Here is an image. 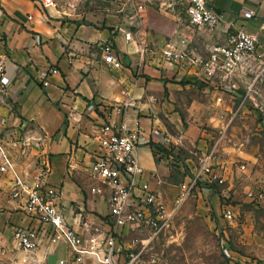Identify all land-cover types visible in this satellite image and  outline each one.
<instances>
[{
	"label": "crops",
	"instance_id": "crops-1",
	"mask_svg": "<svg viewBox=\"0 0 264 264\" xmlns=\"http://www.w3.org/2000/svg\"><path fill=\"white\" fill-rule=\"evenodd\" d=\"M41 1L0 0V55L5 59L6 73L11 78L10 92L0 101L14 106L10 118L15 125L13 134L0 137V141L8 148L18 170L28 176L38 171L42 158L47 159L49 172L45 182L60 189V203L67 225L81 231V222L87 220L102 224L105 229L112 222L108 215V194L91 191L92 187L99 185V181L92 176L89 167L99 152V129L107 122L111 105L126 97L133 98L136 105L127 110L126 117L130 123L137 119L149 136L151 126H147L144 116L140 114L144 108L145 97H149L152 88L159 84L167 89L193 87L210 91L213 99L218 91L214 83H196L192 72L176 78L167 76L172 68L161 59L159 50L151 47L147 36H142V41L157 51L152 60L143 59L134 53V46L130 43L139 75L127 73L126 69L123 70L124 66L115 69L122 71V76L114 82L111 81V89L105 91L104 87L110 82L103 76L106 63H103V59L96 58L87 45L97 39L110 40L123 62L124 56L121 52H125L123 48L127 44L123 32L121 39L116 38L119 46L116 47L107 33L92 31L82 25L74 29L68 22L61 24L59 15L54 13L58 0H54L55 6L52 7H44ZM209 4L214 10L222 12L225 20L208 32L209 38L213 39L211 42L196 48L189 46L192 50L202 57L208 56L212 45L225 43L226 35L222 30L227 26L230 32L242 28L253 35L256 38V54L264 55V3L256 0H209ZM245 12H251L252 16L245 18ZM27 15L32 18L27 19ZM144 26L143 19V28ZM35 34L41 37L40 43H36ZM67 34L71 35L69 44L72 48L68 54L64 46ZM50 66L58 68L59 74L51 76L49 84L43 86L37 80L36 72ZM253 77L252 73L234 76L232 81L236 83L237 89L231 93L232 97L225 96V103L221 106L214 103L218 112L225 113L235 109L241 96L247 93ZM215 82L217 84L221 81L216 78ZM122 87L125 96L115 100L120 98L117 89ZM255 88L257 92L240 108L242 113L253 111L249 108L253 107L251 102L264 110V89L260 85ZM13 95L19 97L15 102L11 100ZM90 104L93 109L88 108ZM113 118L118 119L115 115ZM260 125L264 127V120ZM25 139L28 146L10 147L12 141ZM151 140L154 142L153 137ZM197 146L201 148L204 145L198 143ZM237 154L252 157L247 150L238 151ZM136 156L144 169L145 178L155 186L152 179L158 174L161 162L156 161L150 144L138 146ZM9 179L8 175L0 177V264H59L61 259L68 260L69 254L63 244L46 243L35 252L26 254L14 243V225L38 226V222L23 211L22 200L11 198ZM26 257L28 260L23 262Z\"/></svg>",
	"mask_w": 264,
	"mask_h": 264
},
{
	"label": "built area",
	"instance_id": "built-area-1",
	"mask_svg": "<svg viewBox=\"0 0 264 264\" xmlns=\"http://www.w3.org/2000/svg\"><path fill=\"white\" fill-rule=\"evenodd\" d=\"M128 9L124 13L123 38L126 43H132L134 53L143 59L152 60L157 51L152 50L142 41L143 13L146 8L156 6L165 11L173 10L174 6L183 9L188 22L192 26L212 31L217 28L225 17L222 12L214 10L209 0H126ZM264 3V0H256ZM44 7L55 6L54 0H42ZM251 12H245L244 17L250 18ZM27 15V19H31ZM226 35L224 44H215L208 50V56L202 57L189 47L186 37L166 41L159 49L161 59L170 65L172 70L167 76L182 77L187 73H194L195 82L213 84L218 93L214 103L221 106L225 103V96L232 97L237 85L232 81L234 76L248 73L254 75L247 93L235 109L228 110L230 120L240 112V108L247 104L252 94L257 92V85L264 89V55L255 52L256 38L242 28L233 32L226 26L222 30ZM36 43L41 42L38 34L34 35ZM103 61L112 69L123 67L122 57L116 52L110 40H103L99 44ZM169 72V71H168ZM59 74L56 67L50 66L36 72V78L43 86L49 84L51 76ZM216 78L221 82L216 84ZM11 78L5 69V59L0 55V99L10 92ZM13 95V102L18 100ZM254 107H258L251 102ZM136 105L135 100L126 97L111 105L107 122L99 129V152L91 162L89 170L98 181L97 187L91 191L107 192L108 215L112 222L105 229L102 224L84 220L82 230L77 231L66 224L60 203V189L48 185L45 178L49 172L46 158H42L38 171L33 175L21 173L14 163L8 148L0 141V177H10V196L12 199L22 200L23 211L38 226L12 227L14 243L26 253H33L43 244H63L69 254V259L59 260V264H160L155 255L148 256L144 250L152 237H156L166 222V206L160 191L152 186L145 178L144 169L138 163L136 148L149 144L150 136L156 132L152 129L149 136L144 132L136 119L129 122L127 110ZM93 109V105L88 106ZM71 114V111L69 112ZM113 115L117 116L115 120ZM154 138V137H153ZM161 145H177V141L169 136L160 134ZM28 141H12L11 148H24ZM195 152L198 164L190 166V174L179 184L176 204L185 201L192 192L211 193L216 187H221L220 195L229 198L232 176L226 161L221 160V154L216 144L198 147ZM155 175V174H154ZM244 198L255 206L264 204V179L248 186L244 191ZM238 215V210L230 202H225L221 208V216L232 223ZM147 228L152 236L142 241L140 248H134L121 241L129 229ZM224 253L231 257V251L225 247ZM252 264V263H248Z\"/></svg>",
	"mask_w": 264,
	"mask_h": 264
},
{
	"label": "rangeland",
	"instance_id": "rangeland-1",
	"mask_svg": "<svg viewBox=\"0 0 264 264\" xmlns=\"http://www.w3.org/2000/svg\"><path fill=\"white\" fill-rule=\"evenodd\" d=\"M56 3L54 13L59 15L61 24L68 22L74 29L82 25L107 33L119 47L116 38L122 37L123 16L129 6L126 0H58ZM143 16L145 26L141 34L148 37L154 50L170 39L186 37L189 46L195 48L213 40L207 29L190 25L179 6L169 11L150 6ZM70 37L67 34L64 44L67 54L72 50ZM101 41L97 39L87 45L100 60L98 43ZM123 51V70L139 75L131 44L127 43ZM105 68L103 76L110 82L104 88L108 92L110 83L120 79L122 71L106 64ZM117 90L120 98L115 100L122 99L126 94L124 88ZM216 108L210 91L193 87L167 89L159 84L145 97L140 116H144L151 130H156L155 141H159L160 134L178 140L175 146H164L152 142L150 136L154 157L161 162L152 181L162 195L168 216L163 229L149 240L144 253L157 256L160 264H264V204L255 206L244 198L248 186L264 179V127L259 126L264 120V110L251 106L254 112L240 110L230 120V114L218 112ZM13 111L14 106L0 101V137L13 134L15 125L10 118ZM198 143L216 144L221 160L226 161L232 176L229 198H223L221 187H216L211 193L194 191L185 201L176 204L174 198L179 184L189 176L190 166L198 164L195 154L199 152ZM242 150L250 152L252 157L239 156L237 152ZM226 201L238 210L232 223L221 216ZM151 236L150 229L139 227L127 230L121 241L138 249ZM225 247L231 251L230 258L224 253ZM26 260L27 257L23 262Z\"/></svg>",
	"mask_w": 264,
	"mask_h": 264
},
{
	"label": "trees",
	"instance_id": "trees-1",
	"mask_svg": "<svg viewBox=\"0 0 264 264\" xmlns=\"http://www.w3.org/2000/svg\"><path fill=\"white\" fill-rule=\"evenodd\" d=\"M151 145V143H149ZM153 147V146H152Z\"/></svg>",
	"mask_w": 264,
	"mask_h": 264
}]
</instances>
